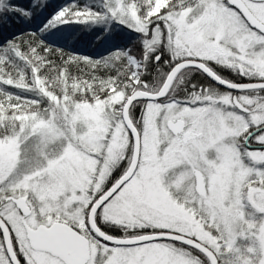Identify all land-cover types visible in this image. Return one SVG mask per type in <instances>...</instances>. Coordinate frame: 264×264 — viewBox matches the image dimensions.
<instances>
[{"label": "snow or ice", "instance_id": "6c2138e0", "mask_svg": "<svg viewBox=\"0 0 264 264\" xmlns=\"http://www.w3.org/2000/svg\"><path fill=\"white\" fill-rule=\"evenodd\" d=\"M0 264H264V0H0Z\"/></svg>", "mask_w": 264, "mask_h": 264}]
</instances>
